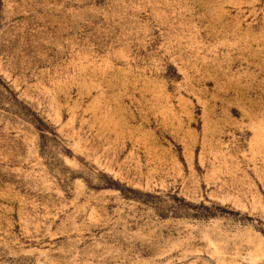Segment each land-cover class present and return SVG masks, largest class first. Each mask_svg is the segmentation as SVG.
<instances>
[{"label":"rangeland","instance_id":"obj_1","mask_svg":"<svg viewBox=\"0 0 264 264\" xmlns=\"http://www.w3.org/2000/svg\"><path fill=\"white\" fill-rule=\"evenodd\" d=\"M0 264H264V0H0Z\"/></svg>","mask_w":264,"mask_h":264}]
</instances>
